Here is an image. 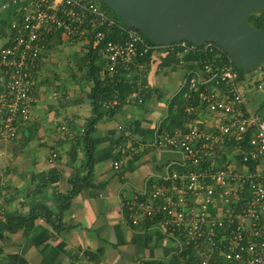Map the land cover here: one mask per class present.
Listing matches in <instances>:
<instances>
[{
  "label": "crops",
  "instance_id": "1",
  "mask_svg": "<svg viewBox=\"0 0 264 264\" xmlns=\"http://www.w3.org/2000/svg\"><path fill=\"white\" fill-rule=\"evenodd\" d=\"M16 11L13 4L0 5V48L8 42ZM167 53L168 48L161 47L148 63H137L135 91L124 102L119 100L113 115L107 112L96 123L92 185L65 200L60 194L70 192L74 178L87 171L83 132L93 114L87 96L90 87L80 78L76 81L77 69L64 77L53 67L55 53L49 48L44 51L36 72L31 116L17 122L15 137L2 135L0 115V220L14 212L35 218L4 231L0 264H100L94 254L102 258V264H145L152 258L167 260L177 250V241L158 225H148L141 218L138 224L131 223L128 200L150 190L173 168H195L184 165L181 151L156 144L162 131H172L167 128L169 102L188 75V69L173 67L166 60ZM243 80L248 85L245 99L251 95L247 105L264 117V63L245 73ZM5 83L0 66V91ZM186 109L194 113L191 121L205 126V133L217 131L224 118L202 102ZM115 160L120 161L119 169L113 166ZM46 208L59 227L47 219Z\"/></svg>",
  "mask_w": 264,
  "mask_h": 264
},
{
  "label": "built area",
  "instance_id": "2",
  "mask_svg": "<svg viewBox=\"0 0 264 264\" xmlns=\"http://www.w3.org/2000/svg\"><path fill=\"white\" fill-rule=\"evenodd\" d=\"M9 4L17 11L8 42L0 48V66L6 74L0 91L1 133L5 138L15 137L17 122L31 116L39 62L51 38L61 30L67 36L88 37L94 47L100 45L111 76L125 70L133 77L139 55L167 47L148 41L135 27L123 26L96 0H0L2 6ZM260 16L264 19V14ZM214 43L197 46L187 40L176 42L177 56L184 62L183 53L197 48L212 51ZM205 66L206 72L191 78L190 87L198 91L200 102L224 118L213 133L188 126L159 134L158 146L181 151L184 165L195 168H173L150 190L128 199L131 223L138 224L140 218L158 219L154 225L177 241L173 252L179 254L177 264H190L189 259L195 257L192 253L200 257L194 264H211L212 260L213 264H264V117L247 105L233 63L221 73L212 71L210 64ZM215 77L218 84L211 83ZM119 102L115 94L103 104L110 108ZM61 127L66 129L67 125ZM250 130L251 149L245 152L244 160L261 161L244 170L237 165H219L214 149L231 138L241 141ZM113 166L119 169L120 161L115 160ZM152 264H162L161 259L154 258Z\"/></svg>",
  "mask_w": 264,
  "mask_h": 264
},
{
  "label": "trees",
  "instance_id": "3",
  "mask_svg": "<svg viewBox=\"0 0 264 264\" xmlns=\"http://www.w3.org/2000/svg\"><path fill=\"white\" fill-rule=\"evenodd\" d=\"M103 8H105L108 12V14H113L115 16V19L118 20L119 23L122 24L121 19L119 16L116 15V13L103 1L96 0ZM258 12H252L250 15V21L252 24H254L257 27H263L264 28V19L262 16L264 14L263 12H260L257 16ZM111 15V16H113ZM113 16V17H114ZM141 33L142 31L138 29ZM62 30L58 33V35H62ZM115 33H112L111 35L114 37ZM143 34V33H142ZM144 35V34H143ZM77 36V35H73ZM110 37V36H108ZM145 37V36H144ZM148 41L152 42L149 38L145 37ZM189 43H192L190 41H187ZM214 50H203L202 48H197L196 50L185 52L181 55L184 62H180V59L177 56V48L175 47V43L166 45L168 48V53L166 54V60L171 64H173V67H185L188 69V75L181 86V88L172 96L169 102V108H170V114L167 119V128L173 130L176 126H181L184 128L188 127V122L191 120V118H194V115H190V113L187 111V107L190 106V104H199L200 99L197 94V90H194L190 87L191 78L198 72L203 73L206 72L207 67L206 64H210L212 71H223L222 68L231 65L232 61L228 54L216 43ZM89 49L83 56V62L79 65L80 69L82 70L84 64L88 63V72L85 74V78L80 76V79H86L91 81L90 85L91 87L87 91V96L90 99L91 106H92V116L89 119L85 130H84V151L86 155V164H87V171L85 174H78L74 180H73V188L70 190V192H65L63 194H60L65 200H69L71 196L77 192L78 190L82 189L84 186L92 185L93 179H94V166H95V140L92 137L93 132L95 131L96 123L97 121L102 118V116L105 113H110V115H113L115 111L118 109V106L120 104H115L113 107H110L108 109L105 108L103 102L104 100L108 98H113L115 94L118 95L119 100L123 101L126 99L127 95L131 94V92L135 91V82L133 77H128L125 70H123L119 74H115L114 76H111L105 66V60L102 56V53H100L101 46L98 45L96 47L93 46L91 42L88 43ZM151 58V51L147 52L146 54L139 55L136 59L138 63H148V61ZM133 66V65H131ZM255 68V67H253ZM252 68V69H253ZM102 70H105L103 72L104 75H102ZM238 80H241L244 78L245 73L249 72L247 70H244L240 67H238ZM219 72V73H221ZM217 77H215V81L212 80V82L217 83ZM79 80V79H78ZM210 84V83H209ZM208 84H205L203 86H207ZM149 97V95L147 96ZM145 98V97H144ZM190 116H192L190 118ZM176 126H173V125ZM252 131H248L245 134V137L238 141L234 138H231L230 140H226L225 148H224V157L229 156L230 162L228 164H233L234 161H236L237 165L240 164L242 166V169H251L255 167V164H257L261 159H249L244 160L245 152L251 149L250 144V138L252 136ZM234 151L231 153V151ZM234 159V160H233ZM219 165H223L222 160H218ZM189 165V164H188ZM239 168V167H238ZM181 170V169H180ZM52 174V173H51ZM54 179L52 178H49ZM69 202V201H68ZM67 207H69V203L64 205L61 208V211H64ZM46 216L47 219L52 221L53 225L55 227H59V222L56 221V218H51L50 212L51 210L49 208H46ZM34 214H30V216H24L20 213L14 212L13 214H8L7 217L4 220H0V238L3 236V233L5 230H13L17 227H20L27 223L28 221L33 222L34 221ZM61 220V219H60ZM146 223L148 225H153L154 223H157L158 219L149 220L146 219ZM61 224V223H60ZM62 226V225H60ZM193 258L189 259L190 264H194L198 261H200L199 254L192 253ZM179 255V254H178ZM178 255L173 253L169 259L167 260H161L162 264H177ZM96 258H98V262L102 264V258L98 254H94ZM153 259H148L145 261V264H152ZM211 264H213V260L211 261ZM223 264V263H222Z\"/></svg>",
  "mask_w": 264,
  "mask_h": 264
},
{
  "label": "water",
  "instance_id": "4",
  "mask_svg": "<svg viewBox=\"0 0 264 264\" xmlns=\"http://www.w3.org/2000/svg\"><path fill=\"white\" fill-rule=\"evenodd\" d=\"M125 27L140 29L157 45L187 40L218 44L234 67L251 70L264 63V28L250 21L264 0H101Z\"/></svg>",
  "mask_w": 264,
  "mask_h": 264
},
{
  "label": "rangeland",
  "instance_id": "5",
  "mask_svg": "<svg viewBox=\"0 0 264 264\" xmlns=\"http://www.w3.org/2000/svg\"><path fill=\"white\" fill-rule=\"evenodd\" d=\"M87 39L88 37L84 38L79 36H67L66 34H62V35H58V33L55 34V36L52 37V39L50 40V42L46 47V49L49 48L50 53L51 52L55 53L53 56L54 58L53 67H55L54 69L56 70L59 69L60 73L64 74V77H66L67 76L66 73H68L70 69L74 68L77 69L76 74L79 73L77 76H74L76 78V81H78V78H80V76L85 78L84 76L86 72H88V63L84 64L82 70L80 69L79 65L84 63L83 56L89 49L88 46L89 41ZM240 81H241L240 82L241 90L244 91V93L248 92V85L247 86L245 85L247 83L246 82L244 83L243 78ZM81 82L83 85L91 87L90 85L91 81L86 79H81ZM257 91L258 93H263L262 91H260L259 88L257 89ZM249 94L250 93L246 95V99L248 100V102H250L251 99V95ZM0 113H1V109H0ZM190 115H194V113H190ZM189 123L187 125L190 127L197 126L201 129H204L205 127V126H201L202 125L201 123H196L195 119L193 121L189 120ZM224 148H225V143L222 146H219L216 149H214V156L216 157L217 163L218 160H222L224 163L223 165H237L236 161H234L233 164H228L230 162L229 160L230 157L229 156L224 157V153H223L225 151ZM233 152L234 151L232 150L231 153ZM237 166L239 167V169H242V166L240 164H238Z\"/></svg>",
  "mask_w": 264,
  "mask_h": 264
}]
</instances>
